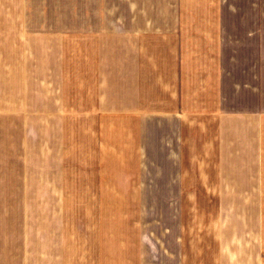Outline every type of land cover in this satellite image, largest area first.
Returning a JSON list of instances; mask_svg holds the SVG:
<instances>
[{
  "label": "crops",
  "instance_id": "obj_1",
  "mask_svg": "<svg viewBox=\"0 0 264 264\" xmlns=\"http://www.w3.org/2000/svg\"><path fill=\"white\" fill-rule=\"evenodd\" d=\"M3 3L5 36L57 44L0 264H264V0Z\"/></svg>",
  "mask_w": 264,
  "mask_h": 264
},
{
  "label": "rangeland",
  "instance_id": "obj_2",
  "mask_svg": "<svg viewBox=\"0 0 264 264\" xmlns=\"http://www.w3.org/2000/svg\"><path fill=\"white\" fill-rule=\"evenodd\" d=\"M10 11L17 12L18 6L0 0V173H34L45 169L46 150L41 145L46 143L51 117L41 114L48 109L45 81L51 47L57 42L49 37L5 36L10 31L1 18Z\"/></svg>",
  "mask_w": 264,
  "mask_h": 264
}]
</instances>
